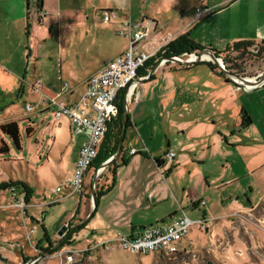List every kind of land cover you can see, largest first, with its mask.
Here are the masks:
<instances>
[{
    "label": "crops",
    "instance_id": "1",
    "mask_svg": "<svg viewBox=\"0 0 264 264\" xmlns=\"http://www.w3.org/2000/svg\"><path fill=\"white\" fill-rule=\"evenodd\" d=\"M105 10L115 12L107 22ZM124 20L154 22V34L143 42L148 51L156 50L166 33L172 40L140 73L149 69L151 76L142 81L141 98L127 113L126 164L117 159L94 211L93 193L88 205L80 196L69 216L72 226L83 224L71 237L97 245L146 226L169 224L182 209L212 226L236 207L259 205L264 199V86L239 88L210 58L192 63L171 58L202 50L223 58L237 52L232 50L236 42L264 43V0H0V125L17 123L20 111L35 107L50 109L54 122L65 118L71 132L84 135L70 175L86 134L75 133L66 117L56 120L54 108L42 100L56 97L66 84L59 99L78 102L88 78L128 48L129 38L118 33ZM183 34L201 50H171L168 44ZM162 58L167 61L159 63ZM259 71L253 67L249 74L235 75L253 78ZM35 83L40 84L38 93ZM168 151L174 152L171 160ZM91 171L85 177L90 184ZM203 177L215 191H207ZM190 231L177 242V253L207 243L209 235L198 226ZM110 254L118 261L119 251Z\"/></svg>",
    "mask_w": 264,
    "mask_h": 264
},
{
    "label": "rangeland",
    "instance_id": "2",
    "mask_svg": "<svg viewBox=\"0 0 264 264\" xmlns=\"http://www.w3.org/2000/svg\"><path fill=\"white\" fill-rule=\"evenodd\" d=\"M241 51L224 54L225 59L220 57L222 62L216 63L217 68L220 69V65L221 71L231 69V75L244 74V71L249 74L253 67L260 71L264 69V43H252ZM124 93L119 92L114 102L117 104L123 94V117L128 119L131 104L139 101L142 94L140 89L139 98L136 100V96H133L126 103ZM19 113L16 120L20 132L19 147L0 130V181L25 182L32 188V194L26 201L23 193L17 189L14 194L11 191L13 188L0 190V264H264V199L253 207H236L217 219L212 226L207 223L205 229L200 228L209 235L202 248H192L170 256L159 253L131 254L114 241L84 245L81 240L75 242L73 235L60 246L59 240L67 230L62 237L57 234L65 221L67 228L72 226L71 216L79 206L80 196H85L82 202L88 205L91 201L88 194L102 191L111 173L108 168L103 169L93 191L86 180L81 193L64 197L68 193L64 187L56 192L55 188L62 186L69 176L76 146L84 140V135L71 132L65 118L54 122L50 109L42 112L35 107L30 112ZM126 127L124 124L122 132ZM135 152V149L130 150L131 154ZM169 152L172 151L165 154L167 160L174 157L172 152L173 156L168 158ZM121 154L122 150L119 156ZM93 170L96 171L93 168L91 172ZM201 180L207 191H215L214 183L207 184L204 177ZM93 209L94 204L91 212ZM115 251L120 252L118 261L110 254Z\"/></svg>",
    "mask_w": 264,
    "mask_h": 264
},
{
    "label": "built area",
    "instance_id": "3",
    "mask_svg": "<svg viewBox=\"0 0 264 264\" xmlns=\"http://www.w3.org/2000/svg\"><path fill=\"white\" fill-rule=\"evenodd\" d=\"M196 10L199 11L200 9L197 8ZM39 15L42 16L43 12L39 11ZM114 16V11L105 10L103 12V21H110ZM154 32L155 25L151 20L136 24L131 23L129 20L122 21L118 27V33L129 38L128 48L87 81L85 92L78 102L67 104L59 99V95L67 89L66 84H63V89L60 90L59 95L42 100L54 108L53 117L56 120L66 117L69 119L75 133H84L87 137L79 149L71 174L63 182L62 186L55 188L56 191H61L62 187H64L68 189L67 194L69 196L81 193L85 177L97 155L99 145L105 137L109 123L117 115L118 107L114 102L117 94L125 91L124 100L126 103L130 102L129 98L133 96H136L137 100L142 81L148 79L151 74L149 69L146 73L140 74L138 73L139 68L145 67V64L154 53L172 40L171 33H166L161 40V45L153 52L148 51L144 48L143 42L151 39ZM172 58V61L177 62L184 60L197 61L195 52L189 53L183 59L181 56H173ZM159 60V63L167 61L165 58ZM219 61L222 62V59L220 58ZM222 67L225 69L223 63ZM230 76L238 82L241 89L248 90L264 86V71H260L253 78L242 77L250 81L249 83H243V80L237 79L233 75ZM33 88L34 92L38 93L40 84L35 83ZM30 107V105H27V109H30ZM167 156L171 158L173 153L169 152ZM95 184L94 181L91 182L92 189ZM11 191L14 194L15 190L11 189ZM206 224L207 221L205 219H191L182 209L177 219L169 224L146 226L137 234L119 235L112 241L131 254L160 253L170 256L177 253V242L186 236L193 226L196 225L205 229ZM105 248H108V246Z\"/></svg>",
    "mask_w": 264,
    "mask_h": 264
},
{
    "label": "trees",
    "instance_id": "4",
    "mask_svg": "<svg viewBox=\"0 0 264 264\" xmlns=\"http://www.w3.org/2000/svg\"><path fill=\"white\" fill-rule=\"evenodd\" d=\"M250 44H252V43L251 42H242V43L236 42L232 45V50L241 51L240 49L243 48L241 51V52H243V51H245V48ZM168 46L171 50L176 49V51H175L176 53L177 52H179V53L192 52L194 50H201V47L195 45L186 34H183L180 37L174 39L172 42H170L168 44ZM241 52H239V53H241ZM147 63H149V61H147ZM147 63L145 64V66L147 65ZM142 68L143 67L139 68L138 73H142ZM122 97H123V94H122ZM122 97L117 100L119 112H118L116 118L110 122V124L108 126L107 133H106L105 137L103 138V140H102V142L98 148L97 155H96L91 167L94 165L96 168H98L102 162H104L106 159H108L117 150L123 125L128 124L127 117H123L124 109L122 106V102H123ZM0 130L4 134L8 135L9 138L12 140V142L17 147H19V145H20V132H19L18 124L15 121H11V122L1 124ZM119 158L121 159L122 164H126V160L122 159V154ZM116 164H117V160L108 168L112 174H114V172H115L114 169L116 168ZM112 177H114V176H112ZM8 188L9 189L13 188L15 191L17 189L19 193H23L26 201H28V199L30 198V196L32 194V188L29 187L27 185V183H25V182H22L19 180L11 181V182L0 181V190H6ZM101 193H102V191H100V190L94 191V193H93V195H94V210L96 209V206L98 203V198L101 195ZM82 224L83 223L78 224V225H73L72 227L68 228L65 236L60 238V240H59L60 246L65 244L67 242L66 241L67 238H69V236L74 231L78 230ZM58 245H56V246H58Z\"/></svg>",
    "mask_w": 264,
    "mask_h": 264
},
{
    "label": "water",
    "instance_id": "5",
    "mask_svg": "<svg viewBox=\"0 0 264 264\" xmlns=\"http://www.w3.org/2000/svg\"><path fill=\"white\" fill-rule=\"evenodd\" d=\"M201 53H203V54H207V55H209V58L213 61V62H215V63H217L218 64V62H219V58H218V56L215 54V53H213L212 51H210V50H202V51H200V53L199 54H196V56H197V61H199L200 59H201ZM171 59H173V58H171ZM182 63H192V61H187V60H184V61H181ZM219 68L221 69V66L219 65ZM225 73H227V74H229V75H231L232 73L230 72V71H228V70H223ZM152 72H153V70H152ZM234 76H236L237 78H239L240 80H243L244 82H246V83H249L250 81H248V80H245V79H243L242 77H240L239 75H235V74H233ZM125 130V128L123 129V132H122V137H121V139H120V141H119V144H118V147H117V150H116V152L113 154V155H111L108 159H106L104 162H102L101 163V165L98 167V169H96V171H95V174H94V179L95 178H97V176L99 175L98 174V172H97V170H99V169H106V168H108V167H110L118 158H119V155H120V153H121V150H122V143H123V136H124V131ZM67 230V225L65 224V225H63L62 226V228L59 230V232H58V235L59 236H63V234H64V232Z\"/></svg>",
    "mask_w": 264,
    "mask_h": 264
},
{
    "label": "flooded vegetation",
    "instance_id": "6",
    "mask_svg": "<svg viewBox=\"0 0 264 264\" xmlns=\"http://www.w3.org/2000/svg\"><path fill=\"white\" fill-rule=\"evenodd\" d=\"M90 168H91V169L94 168L95 170L98 169V168H96L94 165H93L92 167H90ZM108 168H109V167H108ZM97 172H98V170H97ZM98 174H99V175L97 176V178H96V179H93L92 182L94 181V183H96V181H98V180L100 179V174H101V172H99ZM89 186H90V188L92 189L91 184H90ZM95 187H96V184H95ZM95 187H94V188H95ZM94 188H93V189H94ZM93 189H92V191H93ZM92 193H93V192H92ZM92 199H93V204H94V196H92ZM68 228H70V227H68ZM68 228H67V230H68ZM66 232H67V231H66ZM58 236H59V235H58Z\"/></svg>",
    "mask_w": 264,
    "mask_h": 264
},
{
    "label": "bare ground",
    "instance_id": "7",
    "mask_svg": "<svg viewBox=\"0 0 264 264\" xmlns=\"http://www.w3.org/2000/svg\"><path fill=\"white\" fill-rule=\"evenodd\" d=\"M191 57L193 58V56H191ZM202 57H204V58H209V55H207V54H202ZM237 79H238V78H237ZM243 83H246V82L243 81ZM102 170H103V169H99V170H98V173L101 172Z\"/></svg>",
    "mask_w": 264,
    "mask_h": 264
}]
</instances>
